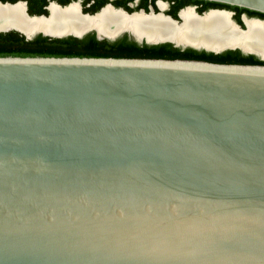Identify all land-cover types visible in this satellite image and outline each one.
Instances as JSON below:
<instances>
[{
  "label": "water",
  "instance_id": "water-1",
  "mask_svg": "<svg viewBox=\"0 0 264 264\" xmlns=\"http://www.w3.org/2000/svg\"><path fill=\"white\" fill-rule=\"evenodd\" d=\"M0 264H264V66L0 57Z\"/></svg>",
  "mask_w": 264,
  "mask_h": 264
},
{
  "label": "flooded vegetation",
  "instance_id": "flooded-vegetation-1",
  "mask_svg": "<svg viewBox=\"0 0 264 264\" xmlns=\"http://www.w3.org/2000/svg\"><path fill=\"white\" fill-rule=\"evenodd\" d=\"M1 7L20 6L25 18L48 24L45 29L24 27L14 20H5L2 24L10 30L2 33H14L3 38L0 43L5 52L26 54L33 57L56 58H114V59H161V60H200L208 62L193 50L201 53L223 54L227 51L244 48L236 45L235 49L216 52L205 44L189 43L168 38L152 39V33L145 26L138 30L126 27L122 23L102 26L90 25L89 22L102 17L106 12L117 13L126 19L164 18L176 25H182V14L191 11L197 18L211 14L229 15L230 21L241 32L248 31V22L264 26V14L236 8L226 4L207 0H0ZM52 9L67 12L75 9L78 17L87 20L86 24L75 23L70 18H63L49 23ZM98 16V17H97ZM2 22V21H1ZM144 27V28H143ZM165 39V38H164ZM180 42V43H179ZM260 59L259 56L255 55Z\"/></svg>",
  "mask_w": 264,
  "mask_h": 264
},
{
  "label": "bare ground",
  "instance_id": "bare-ground-1",
  "mask_svg": "<svg viewBox=\"0 0 264 264\" xmlns=\"http://www.w3.org/2000/svg\"><path fill=\"white\" fill-rule=\"evenodd\" d=\"M66 17L75 21V23H87V20L78 17L75 9L67 12L52 9V18L49 23ZM182 17L184 20L183 24L176 25L162 17L129 20L117 13L108 11L102 17L89 22V24L102 26L104 23H122L134 30H138L140 26H145L147 32L157 33L150 35L152 39L172 38L180 42L205 44L210 48L216 49L225 45H241L247 50L258 52L264 56V26L262 24L248 22V31L241 32L233 25L229 15L226 14H211L204 18H197L191 11H187L182 14ZM8 19L14 20L31 30L45 29L48 26L45 22L31 21L25 18L20 6L14 8L0 6V23L2 24ZM8 28L10 26L0 25V29Z\"/></svg>",
  "mask_w": 264,
  "mask_h": 264
},
{
  "label": "trees",
  "instance_id": "trees-1",
  "mask_svg": "<svg viewBox=\"0 0 264 264\" xmlns=\"http://www.w3.org/2000/svg\"><path fill=\"white\" fill-rule=\"evenodd\" d=\"M239 8V7H236ZM245 10L244 8H242ZM255 13V11H252ZM14 33H2L0 34V40L3 38H9ZM6 48L0 43V57H33L26 54L14 53V52H5ZM194 52V55H200L208 60V62L218 63V64H229V65H262L264 66V60L259 59L255 55H245L239 50L227 51L220 55H215L212 53H201L195 52L193 50H188L187 53ZM206 61V60H205Z\"/></svg>",
  "mask_w": 264,
  "mask_h": 264
}]
</instances>
